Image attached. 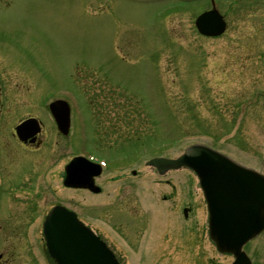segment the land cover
Instances as JSON below:
<instances>
[{"label":"rangeland","instance_id":"rangeland-1","mask_svg":"<svg viewBox=\"0 0 264 264\" xmlns=\"http://www.w3.org/2000/svg\"><path fill=\"white\" fill-rule=\"evenodd\" d=\"M214 1L227 23L216 37L194 24L210 0H0V151L17 183L16 198L3 196L12 214L0 220L17 218L23 230L0 233L12 264H53L42 220L56 203L121 264L232 262L208 237L195 174L160 175L145 163L199 142L264 173V0ZM59 91L75 97L74 127L65 157L64 137L45 119L42 168L12 125L44 120ZM79 152L106 160L101 192L63 185L59 169ZM245 250L264 264V230Z\"/></svg>","mask_w":264,"mask_h":264},{"label":"water","instance_id":"water-1","mask_svg":"<svg viewBox=\"0 0 264 264\" xmlns=\"http://www.w3.org/2000/svg\"><path fill=\"white\" fill-rule=\"evenodd\" d=\"M198 31L207 36L224 32L226 22L214 5L195 19ZM64 111L59 110L63 108ZM63 131L69 120L68 108L61 101L50 104ZM160 174L169 169L186 167L197 176L208 211V232L217 250L234 256L231 264H252L243 245L264 229V175L244 166L205 144L187 146L176 158L154 157L147 161ZM98 164L77 156L67 165L65 185L99 192L93 175ZM187 209L184 214L187 216ZM44 237L56 264H119L114 253L77 215L56 205L46 215Z\"/></svg>","mask_w":264,"mask_h":264},{"label":"flooded vegetation","instance_id":"flooded-vegetation-1","mask_svg":"<svg viewBox=\"0 0 264 264\" xmlns=\"http://www.w3.org/2000/svg\"><path fill=\"white\" fill-rule=\"evenodd\" d=\"M50 101H48L46 108L42 107V109H41V111H42L41 117H43L44 120L39 118V116L28 115L25 117H21L20 119H18L15 122V124L12 125V134L14 135L16 142L20 146L25 148L26 150H31L33 152L32 156H34L37 153L39 155V159H40V165L39 166L42 168L44 166V160H45L44 153L42 151H40V152H37V151H39L41 149V145L43 144L42 137H43V132L45 130V125H46L45 119L48 122L47 125H49L52 129H55L62 137H64V139H65V143H64L65 154H64V156L65 157H67V154H66V147H67L66 137L68 136V134L71 132V130L74 127V123H73L74 118H73V115L71 113L69 132L67 134H64L58 129L57 123H56V121H55V119L51 113V110L49 108V105H48ZM30 118L35 119V120H33L32 124H29L28 126H26V134H27L26 136L27 137L25 140H22L16 134V127L21 125V123H23L26 119H30ZM49 138H51V137H49ZM8 156L9 155L7 153H5V152L1 153V151H0V211H2V212H0V217H5V219H7L12 214V210H11V207L4 200L3 196H8L10 199L16 198L13 194V190H15L14 188H16V186H17V183H15L12 178H11V180H9L3 171L4 170V164L2 162L3 157L6 158ZM27 159L28 158H26V160ZM68 161L69 160L64 162L63 165L59 169L60 170V177L63 178L62 183H64V179L67 175L66 171H67ZM26 163L27 162H25V165H26ZM5 169H6V165H5ZM23 169L24 168H22V171H18V172H14V173H16L17 176L23 175V173H24ZM97 177H99V176H96L94 178L95 183H96ZM10 220H11L10 218H9V220H0V233H3V234L14 233L15 234V233H19V232L23 231L19 227L20 226V224H19L20 220H18L17 218L13 219L12 221H10ZM43 220H42V222H43ZM12 263H13L12 257L8 256L3 251L2 252L0 251V264H12Z\"/></svg>","mask_w":264,"mask_h":264},{"label":"bare ground","instance_id":"bare-ground-1","mask_svg":"<svg viewBox=\"0 0 264 264\" xmlns=\"http://www.w3.org/2000/svg\"><path fill=\"white\" fill-rule=\"evenodd\" d=\"M157 219H159V218H157Z\"/></svg>","mask_w":264,"mask_h":264}]
</instances>
